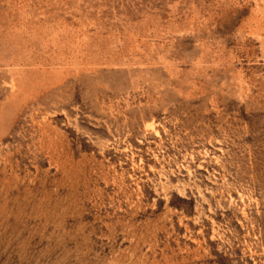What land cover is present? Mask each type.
<instances>
[{
  "label": "rangeland",
  "instance_id": "374dc122",
  "mask_svg": "<svg viewBox=\"0 0 264 264\" xmlns=\"http://www.w3.org/2000/svg\"><path fill=\"white\" fill-rule=\"evenodd\" d=\"M0 264H264V0H0Z\"/></svg>",
  "mask_w": 264,
  "mask_h": 264
}]
</instances>
